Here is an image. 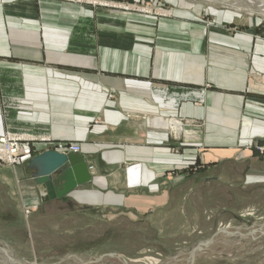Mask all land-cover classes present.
Instances as JSON below:
<instances>
[{
  "label": "crops",
  "instance_id": "crops-1",
  "mask_svg": "<svg viewBox=\"0 0 264 264\" xmlns=\"http://www.w3.org/2000/svg\"><path fill=\"white\" fill-rule=\"evenodd\" d=\"M193 4L155 17L0 0V136L31 149L0 165V203L15 199L33 258L34 240L78 220L126 226L128 246L163 260L237 264L225 248L248 237L234 204L264 190V29ZM46 150L85 162L89 180L45 199L28 161Z\"/></svg>",
  "mask_w": 264,
  "mask_h": 264
},
{
  "label": "rangeland",
  "instance_id": "rangeland-1",
  "mask_svg": "<svg viewBox=\"0 0 264 264\" xmlns=\"http://www.w3.org/2000/svg\"><path fill=\"white\" fill-rule=\"evenodd\" d=\"M55 1L87 6L92 9H97L104 12L114 11L121 14H144L148 16L152 15L155 17H158L160 15H173V12L177 5H192V2H187L188 0ZM248 1L253 3L250 0ZM257 2L259 1H256L255 3ZM197 4L202 6V10H200L199 13L200 19L202 15L206 14L205 10H207L208 8L210 9L214 7L218 10L227 9L242 15L244 20L248 21L249 23L255 20V22H260L259 28L264 29V13H261V6L258 3L257 5L260 6V8H257L259 10L255 13H252L254 11L249 8H253V6H245L244 8L240 4H238L237 8L235 6H209L203 3H195L193 5ZM236 9H238L239 11ZM246 10H250L251 14ZM204 19H206V17H204ZM206 23L208 25L210 24L208 22ZM251 189L253 191L249 192V197H246V199L241 198L239 199L241 200V202H236L234 204L238 207V209L241 210L242 214H232V225H235L236 227L243 225L242 227L244 228H241L240 231L242 235H247V242L241 244L238 242H233L225 248L226 253L237 257V260L235 261V263L237 264L244 262H247L248 264H255L257 262L258 264H264V190L262 192L256 191L257 187L254 186ZM19 215L20 214L17 211L16 201L14 198L8 197L4 202L2 201L0 203V234L3 236V242L9 240L7 244L1 243L0 247L7 249V252L10 253V256H15L19 259L24 258L25 260H20L26 261L30 264H83L82 261H93L95 258H99L100 256H105L100 262H90L87 264H125L121 258L109 256L108 254H118L122 256L123 259L126 260V264H189L190 261H188L185 256L172 261L169 259L163 260L162 257H158L154 253H150L147 246H144V242H142V240L138 242L140 245L128 246L126 244V242L128 241V236L125 235V233L128 231L126 226L125 228H121L123 232H116L115 234V232L110 227L98 229H80V227H82L83 225L82 222L78 220L77 222L74 221L71 229H62L64 228V226L67 227L69 225V223L67 222L61 225L56 224L57 235L54 237L46 238V240H50V242L48 241L46 243L37 244V241L34 240L36 243L33 245V252L35 253V258H33L31 254L32 250H28L26 244L23 245L24 239H28V236L25 234V236L22 237L21 235L22 220L20 219ZM237 216L238 218H242V224H240ZM25 226L23 224V231L27 232ZM115 236L117 239L119 238L121 242L119 245H113L112 243V240H115ZM210 246L211 245L202 246V249H207ZM118 249L120 250V252L117 251ZM211 252H214L213 248ZM0 255H4L2 251H0ZM240 257L241 259H239ZM4 260H7L5 256ZM11 261V259L7 260V262L9 263L0 261V264H14L10 263ZM202 263L208 264L206 259H204Z\"/></svg>",
  "mask_w": 264,
  "mask_h": 264
},
{
  "label": "water",
  "instance_id": "water-1",
  "mask_svg": "<svg viewBox=\"0 0 264 264\" xmlns=\"http://www.w3.org/2000/svg\"><path fill=\"white\" fill-rule=\"evenodd\" d=\"M199 3L211 4L206 1H198V0H189ZM218 5V3H215ZM214 5V4H211ZM28 169L32 171L31 176L37 182V184L41 185L43 189L46 191L45 199L49 198H60L68 191L73 189L74 187L83 184L89 180V172L88 168L83 161L75 162L72 157L69 155L58 152L55 150H46L34 157H32L28 161ZM226 232L239 234L240 232H230L228 229H219L215 235ZM212 242V239L206 240L204 242H199L191 248V255L193 257L194 253L201 249L202 246H207ZM6 259H9L7 250L0 247ZM109 256H115L117 258H121L126 264V260L123 259L122 256L118 254H108ZM103 257L95 258L93 261H82L83 264H87L90 262H100ZM10 263L14 264H30L28 262L11 259ZM4 262L5 260H2ZM9 263V262H8Z\"/></svg>",
  "mask_w": 264,
  "mask_h": 264
},
{
  "label": "built area",
  "instance_id": "built-area-1",
  "mask_svg": "<svg viewBox=\"0 0 264 264\" xmlns=\"http://www.w3.org/2000/svg\"><path fill=\"white\" fill-rule=\"evenodd\" d=\"M60 146L65 148L63 145ZM68 151L77 153L79 147L68 145ZM30 154L29 145L23 144L18 137L12 135L0 136V165L15 166L23 156L28 157Z\"/></svg>",
  "mask_w": 264,
  "mask_h": 264
},
{
  "label": "bare ground",
  "instance_id": "bare-ground-1",
  "mask_svg": "<svg viewBox=\"0 0 264 264\" xmlns=\"http://www.w3.org/2000/svg\"><path fill=\"white\" fill-rule=\"evenodd\" d=\"M189 1V0H188ZM198 1H206V2H208V3H211V4H213L214 3V5H211V4H206V5H209V6H235V7H237V5L238 4H240L242 7H244L245 8V6H253V8L252 7H249V8H251V10H253L254 12H252V13H255L256 11H258L259 9H257V8H260V6H261V8H260V10L262 11L261 13H264V0H250V1H252L253 3H251V2H249L248 0H198ZM256 1H259V2H257L258 4H260V6H258L257 5V3H255ZM189 2H192V3H199V2H194V1H189ZM215 3H218V5L217 4H215ZM94 4H97V3H94ZM205 4V3H204ZM97 6V5H96ZM238 8V7H237ZM239 9H241V8H239ZM238 10V9H237ZM246 11H248L250 14H251V11L250 10H246ZM260 12V11H259ZM3 253V252H2ZM8 253V252H7ZM1 256V255H0ZM3 257H4V255H3ZM8 257H9V259H16L15 257H13V256H10V253H8ZM8 260V259H7ZM13 261V260H12Z\"/></svg>",
  "mask_w": 264,
  "mask_h": 264
}]
</instances>
